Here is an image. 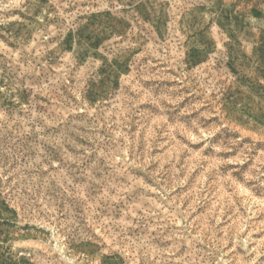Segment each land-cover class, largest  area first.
<instances>
[{
  "label": "rangeland",
  "instance_id": "374dc122",
  "mask_svg": "<svg viewBox=\"0 0 264 264\" xmlns=\"http://www.w3.org/2000/svg\"><path fill=\"white\" fill-rule=\"evenodd\" d=\"M0 264H264V0H0Z\"/></svg>",
  "mask_w": 264,
  "mask_h": 264
}]
</instances>
